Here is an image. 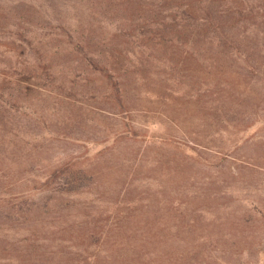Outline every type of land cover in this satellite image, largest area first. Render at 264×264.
<instances>
[{"label": "rangeland", "instance_id": "rangeland-1", "mask_svg": "<svg viewBox=\"0 0 264 264\" xmlns=\"http://www.w3.org/2000/svg\"><path fill=\"white\" fill-rule=\"evenodd\" d=\"M53 3L75 26V1ZM23 16L40 33L52 27L39 11ZM261 19L259 12L246 18L254 26ZM240 27L235 21L231 29L241 36ZM55 52L51 65L65 76L57 93L23 81L29 95L14 98L28 110L17 111L14 124L0 115V264L75 262L77 226L99 234L119 222L138 233L153 225L161 264L177 260L181 239L188 264H264L260 83L237 78L222 61L211 68L215 55L204 50L198 61L172 62L171 72L153 65L146 76H123L131 106L122 110L81 97L95 89L69 86L75 53L60 43L47 53ZM223 112L229 123L219 135L208 125ZM9 133L17 135L12 144ZM202 248L207 256L195 257Z\"/></svg>", "mask_w": 264, "mask_h": 264}, {"label": "trees", "instance_id": "trees-1", "mask_svg": "<svg viewBox=\"0 0 264 264\" xmlns=\"http://www.w3.org/2000/svg\"><path fill=\"white\" fill-rule=\"evenodd\" d=\"M72 1H75V26L74 20H66L67 15L60 17L64 7L53 0H8L9 7L0 5V115L4 124H14L15 113L28 110L14 98V93L29 95L30 89L21 86L23 81L41 83L51 93H57L56 89L63 85L65 76L62 80L60 69L51 65L57 53H47L57 43L75 53V74H66L69 86L73 81L90 83L95 90L80 91L81 97L110 102L122 110L131 106L123 76L139 77L141 72L146 76L153 65L171 72L175 67L172 62L198 61L204 50L215 55L213 65L209 63L211 68L222 61L237 70V78L250 77L260 83L254 88L264 93V20L256 26L246 20L255 12L264 15V0ZM25 11H39L52 27L40 33L23 16ZM235 21L241 22L240 28L246 33L239 36L231 29ZM184 51L189 53L187 57L183 56ZM178 52L177 56L172 55ZM227 82L226 78L223 86ZM250 91L252 88L247 92ZM227 116L223 112L219 118H211L208 126L223 135L229 123ZM257 122L260 121L250 124ZM16 136L9 133L7 142L12 144ZM176 143L191 154L198 153L193 145ZM153 227L147 223L138 233L135 226L119 222L111 230L98 234L89 225L81 224L76 229L77 243L82 240L81 247L76 249L79 254L75 262L66 264H161ZM177 246L179 264H188L191 258L181 253L185 240L181 239ZM200 255L207 256L203 248L194 256ZM217 258L221 256L214 255Z\"/></svg>", "mask_w": 264, "mask_h": 264}]
</instances>
